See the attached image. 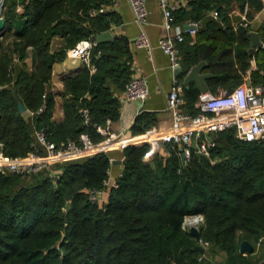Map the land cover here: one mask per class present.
<instances>
[{"label": "trees", "instance_id": "obj_1", "mask_svg": "<svg viewBox=\"0 0 264 264\" xmlns=\"http://www.w3.org/2000/svg\"><path fill=\"white\" fill-rule=\"evenodd\" d=\"M229 1L189 0L175 10L176 21L203 19L199 39L188 44L183 59L190 64L207 58L206 67L215 71L211 84L227 82L237 74L228 62L235 37L221 21L227 22ZM249 1L261 6V0ZM107 2L28 0L23 25L15 31L8 25L0 30L2 35L8 31L14 35L0 54V131L7 153L25 154L35 139L31 122L19 110V100L32 109L46 101L34 122L56 142L78 139L84 131L95 140L103 139L99 125L120 117V98L108 83L124 86L133 72L131 50L120 36L98 42L92 49L94 71L85 63L65 77L62 120L52 119V95L44 96L53 63L63 59L79 39L108 29L109 12L90 14L91 8ZM214 9L220 18L209 14ZM243 27L240 35L248 38L250 26ZM55 35H61L64 44L51 50ZM30 46L35 50L32 71L22 61ZM15 53L21 62H16ZM236 53L246 68L249 51L241 47ZM199 93L198 86H185L189 104ZM81 106L89 107V121ZM152 118L151 113L142 112L133 130L144 131ZM215 136L217 144L209 154L194 151L187 163L178 147L167 142L171 154L156 153L154 163L146 157L150 142L126 145L119 186L110 188L103 203L91 200L88 191L101 186L109 175L113 149L53 163L60 167L56 180L50 175L22 184L23 176L43 169L27 174L0 171V264H264L262 257H255L256 246L252 252L240 250L244 238L256 245L264 237V138L243 139L234 128ZM190 212L204 214L202 237L210 241L214 252H226L224 262L213 259L209 247L204 253L196 248L198 238L183 226Z\"/></svg>", "mask_w": 264, "mask_h": 264}, {"label": "built area", "instance_id": "obj_2", "mask_svg": "<svg viewBox=\"0 0 264 264\" xmlns=\"http://www.w3.org/2000/svg\"><path fill=\"white\" fill-rule=\"evenodd\" d=\"M158 1L163 10L167 33L161 35L157 43L170 55L172 65L176 66L181 60L180 43L186 40V32H196L201 23L192 19L188 21L192 26L183 27L181 23L175 22V10L180 5L179 0ZM129 2L135 19L140 24H145L149 14L147 0H129ZM6 8L7 0H0V18L5 20V25L0 30L6 28ZM16 9L18 12H24L23 0H17ZM102 9L93 7L90 9V14L95 15ZM212 13L216 18H220L218 9L212 10ZM221 21L225 24L222 19ZM241 24L249 27L250 21L248 18H244ZM134 43L136 46L146 47L150 51L153 47L152 40L144 27L134 38ZM97 44L98 41L95 38H81L68 49V55L80 59L94 68L91 53ZM148 94L147 77L145 75H132L126 83L123 99H145ZM44 96L46 97V95ZM195 105L197 109L194 111L188 108L185 82L183 78L176 75L168 96V109L172 114V125L166 130H162L154 124L142 134L136 135L140 138L129 140L123 136L122 132L110 131L109 123L111 120H108L106 128L99 127V131L106 134L103 139L95 140L89 132L84 131L78 139L69 138L56 142L49 139L45 128H38L35 139L31 143V149L27 153L19 155L9 154L5 151L4 140L0 131V171L20 174L32 173L47 168L56 162L146 141L150 143L163 141L172 147H178L183 162L187 163L194 151L200 154H209L210 149L217 144L215 134L227 128H234L237 136L243 139L264 138V81L241 82L234 88L219 93H213L209 90L201 91ZM45 107L46 101L36 109L29 108L28 112L35 115L43 111ZM80 111L86 121L91 119L89 107L81 106ZM169 154H171L170 148L168 149ZM108 172L109 175L103 180L101 186L89 189L88 196L91 200L103 202L107 200L110 188L119 186L118 176L122 172L118 176L112 175L111 168ZM203 220L204 214L202 212H190L184 216L183 226L190 229L193 224L200 226ZM197 243L203 245L205 250L210 245V241L203 239L202 236L198 238Z\"/></svg>", "mask_w": 264, "mask_h": 264}, {"label": "crops", "instance_id": "obj_3", "mask_svg": "<svg viewBox=\"0 0 264 264\" xmlns=\"http://www.w3.org/2000/svg\"><path fill=\"white\" fill-rule=\"evenodd\" d=\"M189 0H179L180 4L187 3ZM147 5L149 8L148 20L145 24H140L134 16L133 9L130 5L129 0H109V2L102 4L98 9L103 8L99 12H109V18H111L110 26L108 29H111L114 33V38L116 36L123 37L125 39L126 45L129 46L131 50L130 63L133 69L132 75H145L148 80L149 85V94L145 99H133V100H124L125 86H120L115 81H110L108 85L114 91V93L120 98V117L116 120H111L109 123L110 131H119L123 133V136L130 138L132 136L140 135L144 131H134L133 124L137 119V116L142 112L146 111L151 113L152 121L147 125H158L162 130L170 128L172 125V114L168 109V96L171 90V86L174 80L175 66L172 65L170 55L167 54L157 43L158 38L161 35L167 33V29L164 25V14L163 10L159 4L158 0H147ZM226 10V21L225 28L229 26L228 33L235 37L233 43V50L229 55L228 62L232 64V67L237 70V74L232 77L230 80L224 83L211 84L210 78H207V83L209 85V91L213 93L225 92L241 82H261L264 81V44L260 47H256L253 52H250L249 47L251 46V37L249 35L250 30H257L260 34L261 39L264 42V0H261V6L257 7L253 2L246 0L244 3H241L240 0H230L228 5L225 6ZM209 14L213 15L212 10L209 11ZM176 17V15H175ZM244 18H248L250 21V27L247 30L248 38H244L240 35V28H244L241 24ZM193 18H184L175 20L176 23H181L183 27L185 23ZM199 21V20H198ZM199 28L202 26V22ZM144 27L153 43L152 50H148L146 47L136 46L134 43V38ZM198 28V30H199ZM19 28H14L11 26V30L15 31ZM198 30L194 33L186 32V40L180 43L181 46V60L183 59V54L187 49L189 43H194L199 39ZM2 36V33L0 34ZM113 38V39H114ZM9 43L0 41V54L3 47L7 46ZM64 44V38L61 35L53 36L50 48L55 50L58 47H61ZM241 47H246L249 51V56L247 57L248 63L246 68H242L243 60L237 53L236 50ZM70 48V47H69ZM68 48V49H69ZM262 50V51H261ZM205 58V57H202ZM69 59L73 62H70ZM207 64H209V60ZM16 62H21L19 57L15 56ZM26 62L27 69L32 71L35 65V50L34 47L30 46L27 49L26 56L22 59ZM185 61V60H184ZM186 62V61H185ZM196 63V62H194ZM194 63H187V66L193 65ZM84 62H78L77 59H74L67 55L60 60H57L52 65V74L49 81L45 84L44 95H52L53 104H52V119L60 121L65 117V106L64 102L67 97L65 94V77L67 75H73L77 73ZM94 64V63H93ZM95 65V64H94ZM91 67V66H90ZM94 68L91 67V70L94 71ZM223 69L224 68H220ZM203 71H211L214 75L215 71L211 67H204ZM183 73V72H182ZM186 72L181 76V73L178 74L179 77H185ZM185 82V81H184ZM198 86L197 82L193 81L190 83ZM187 84L185 83V86ZM216 87V90L213 87ZM199 87V86H198ZM201 92V90H200ZM90 96V93H87ZM196 101L193 105L188 103V108L190 110L197 109ZM144 104L145 107L141 108V105ZM27 108L23 113L27 120H29L33 126V133L36 136L37 127L34 122V115H31L28 112ZM149 118V117H148ZM108 122V121H107ZM151 124V125H150ZM106 124L99 125L106 128ZM98 127V130H99ZM100 132V131H99ZM102 133V132H101ZM106 137L105 133H102ZM63 141V140H62ZM168 145L166 142L158 141L156 143H151V148L148 150L149 153H146V157L153 162V158L156 153L167 156L168 155ZM115 158H122V148L119 150H114L113 152ZM123 169L122 162H113L111 166V173L113 176H118Z\"/></svg>", "mask_w": 264, "mask_h": 264}, {"label": "water", "instance_id": "obj_4", "mask_svg": "<svg viewBox=\"0 0 264 264\" xmlns=\"http://www.w3.org/2000/svg\"><path fill=\"white\" fill-rule=\"evenodd\" d=\"M5 25L4 18H0V29L3 28ZM186 27L192 26L189 24V22L185 23ZM249 35L251 37V46L249 47L250 52H253L256 47H260L264 44L263 40L260 37V34L257 30H250ZM98 42H104V41H110L114 38V33L111 29H106L99 31L95 34L93 37ZM207 65V60L205 58H201L198 62L194 63L193 65L187 66L186 62L184 60H180L179 64L175 66V74L178 75L182 72H186L184 81L187 85H189L191 82L195 81L197 82L199 89L201 91H206L209 89V85L207 83V78L211 77L213 73L211 71H203L204 67ZM19 110L21 112H24L27 109V106L22 100H19ZM145 105L142 104L141 108H144ZM1 117V112H0ZM198 154H200L198 152ZM184 156V153H183ZM113 162H122V158H112ZM154 163V161L152 162ZM70 205V204H69ZM189 232L196 238H200L202 236L201 228L200 226L193 224L190 226ZM196 248H198L201 252L205 251V247L201 244H196ZM255 249V244L247 239L244 238L240 243V250L242 252H252Z\"/></svg>", "mask_w": 264, "mask_h": 264}, {"label": "rangeland", "instance_id": "obj_5", "mask_svg": "<svg viewBox=\"0 0 264 264\" xmlns=\"http://www.w3.org/2000/svg\"><path fill=\"white\" fill-rule=\"evenodd\" d=\"M27 1L28 0H23L25 6H26ZM12 2H13L12 8L8 9V10L6 8V25L13 26L14 28H20L23 25V22L26 18V14H23V12H16L17 10L14 8L15 0H7V5L12 3ZM9 7H11V5H9ZM13 38H14V35L12 34V31H8L5 34H3L2 36H0V41L9 43L13 40ZM15 55L17 56V53H15ZM71 60L69 59L70 62L73 61V60L72 61ZM77 60H78V62H81L80 59H77ZM114 150L115 151L119 150V148H113V151ZM56 164L50 165L49 167L43 169L39 173L23 176L21 183L22 184H29V183L37 181L38 178H44V177L50 176V175L52 177L54 176V178L56 180L57 175L59 174L58 172L60 171V167L57 166ZM105 201H103V202H105ZM255 246H256L255 257L256 258H259V257L264 258V239H262L260 237L259 241L257 242V244ZM211 248H212V244L210 243L209 248L207 249V250H209L208 254L210 256H212L213 259L220 260V261L224 262L225 257H226V252L223 250H216L214 252Z\"/></svg>", "mask_w": 264, "mask_h": 264}, {"label": "bare ground", "instance_id": "obj_6", "mask_svg": "<svg viewBox=\"0 0 264 264\" xmlns=\"http://www.w3.org/2000/svg\"><path fill=\"white\" fill-rule=\"evenodd\" d=\"M137 138H140L139 136H136V137H130V138H128L129 140H134V139H137Z\"/></svg>", "mask_w": 264, "mask_h": 264}]
</instances>
